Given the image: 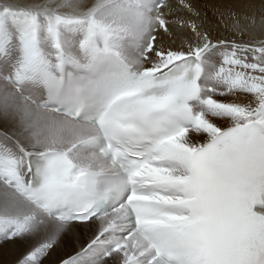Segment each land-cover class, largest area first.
<instances>
[{"label": "snow or ice", "instance_id": "6c2138e0", "mask_svg": "<svg viewBox=\"0 0 264 264\" xmlns=\"http://www.w3.org/2000/svg\"><path fill=\"white\" fill-rule=\"evenodd\" d=\"M253 7L221 13L214 34L191 0H0L14 264H264Z\"/></svg>", "mask_w": 264, "mask_h": 264}, {"label": "bare ground", "instance_id": "6f19581e", "mask_svg": "<svg viewBox=\"0 0 264 264\" xmlns=\"http://www.w3.org/2000/svg\"><path fill=\"white\" fill-rule=\"evenodd\" d=\"M20 2H23V0H20ZM191 2L201 12V16L210 22L213 26V33L216 34L215 25L217 21H220L221 13L227 19L230 9L242 11L246 4L251 3L254 6L252 10L259 16L261 4L264 3V0H191ZM252 37L256 39L261 38L259 29L253 32ZM24 247L23 242H0V264H14L16 257L23 252ZM52 259H56L55 254H53Z\"/></svg>", "mask_w": 264, "mask_h": 264}]
</instances>
